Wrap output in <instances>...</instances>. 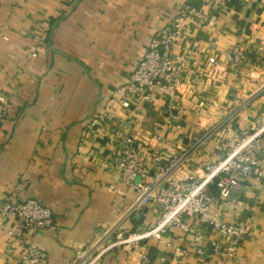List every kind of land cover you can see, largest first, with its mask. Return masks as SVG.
I'll return each instance as SVG.
<instances>
[{"label": "crops", "instance_id": "0c3cea01", "mask_svg": "<svg viewBox=\"0 0 264 264\" xmlns=\"http://www.w3.org/2000/svg\"><path fill=\"white\" fill-rule=\"evenodd\" d=\"M185 3L197 5L196 0H0V33L7 36L0 37V96L7 107L0 118V203L31 197L54 217L52 226L34 235H10L14 219L0 216V264H22L24 241L45 252L38 264H86L94 256L92 264H139L145 252L147 264H161L177 246L184 264H264V176L250 177L240 193L224 198L209 186L212 212L223 222L246 226L232 254L222 250L227 239L197 216L184 215L190 230L175 227L159 239L108 245L93 255L96 243L151 228L161 210L131 209L135 190L122 182L117 168L118 122L124 133L151 146L152 183L157 166L178 155L184 162L175 176L196 177L264 115V0L204 5L207 20L201 26L195 24L199 17L183 24L195 44L179 42L172 51L174 62L185 68L179 92L141 99L128 109L119 105L118 86ZM235 46L242 51L236 68L227 56ZM211 56L216 66L208 64ZM154 150L159 162L152 159ZM256 157L264 175V134ZM195 234L202 238L199 244Z\"/></svg>", "mask_w": 264, "mask_h": 264}, {"label": "built area", "instance_id": "2783aa9c", "mask_svg": "<svg viewBox=\"0 0 264 264\" xmlns=\"http://www.w3.org/2000/svg\"><path fill=\"white\" fill-rule=\"evenodd\" d=\"M196 2L197 5L185 3L179 6L170 28L156 33L151 38L141 60L126 81L117 88L119 105L122 108L128 109L141 99L152 102L156 96L172 98L179 92L183 84L180 75L185 68L174 62L172 51L179 42H183L186 46L195 44L194 37L183 24H189L199 17L195 24L201 26L207 20L202 7L210 2L218 3L220 0H196ZM0 37L7 39L5 34L0 33ZM32 56H36L35 51L32 52ZM227 56L231 65L236 68L242 57V51L235 46L228 51ZM217 61L215 56L207 59L208 64L213 66L217 65ZM6 110L5 98L0 96V118L4 116ZM115 128L121 138L120 156L117 162L119 176L122 182L132 185L135 190L134 204L131 209L159 205L161 210L154 226L138 233H129L127 237L109 246L124 243L132 247L146 238L159 239L162 233L175 227L190 230L182 217L195 215L200 222L207 224L217 234L228 240L229 244L222 250L232 254L239 240L246 235V226L223 222L212 212L211 203L214 195L209 186L212 185L217 195L224 198L231 192L240 193L244 188V182L250 177L259 180L264 176L256 157L261 146V136L264 134V115L260 123L239 136L231 149L223 156L204 163L201 173L196 172V177L177 178L175 176L184 162V157L178 155L173 156L166 165L157 166L158 174L152 183L148 182L150 170L147 164V160L152 155L151 146L141 144L131 134L124 133L121 122H118ZM160 136L159 131L153 133L156 139ZM156 151L154 150L155 154ZM152 159L159 162V154L152 156ZM163 177L167 178L164 184L161 183ZM135 180L136 183H134ZM19 190L22 189L19 188ZM0 216L14 219L15 228L8 230L10 235H13L15 231L34 235L54 223L52 210L31 197L20 201L1 202ZM201 239L200 235H194L197 244L201 242ZM213 245L217 252L221 249L217 244ZM196 252L199 254L203 252L200 245ZM45 256L44 251L31 243L24 241L20 245L18 259L22 264H38ZM95 257L86 264H92ZM183 257L184 251L177 246L173 248L168 260L161 259V264H184ZM147 262L148 254L146 252L140 254L139 264H147ZM239 264L245 263L239 262Z\"/></svg>", "mask_w": 264, "mask_h": 264}, {"label": "rangeland", "instance_id": "374dc122", "mask_svg": "<svg viewBox=\"0 0 264 264\" xmlns=\"http://www.w3.org/2000/svg\"><path fill=\"white\" fill-rule=\"evenodd\" d=\"M124 237H127V234L126 235H123ZM121 240V239H120ZM117 241H119V240H117ZM111 244V243H110ZM110 244H107V245H97V243L95 244V245H93V247H92V250L94 251V254L93 255H97V254H99L100 253V251L101 250H103L105 247H107L108 245H110Z\"/></svg>", "mask_w": 264, "mask_h": 264}]
</instances>
